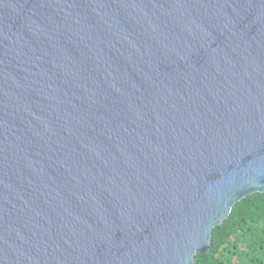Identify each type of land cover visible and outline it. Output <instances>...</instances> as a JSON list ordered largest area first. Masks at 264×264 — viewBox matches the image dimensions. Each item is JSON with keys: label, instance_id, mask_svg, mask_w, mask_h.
<instances>
[{"label": "water", "instance_id": "obj_1", "mask_svg": "<svg viewBox=\"0 0 264 264\" xmlns=\"http://www.w3.org/2000/svg\"><path fill=\"white\" fill-rule=\"evenodd\" d=\"M264 193V0H0V264H196Z\"/></svg>", "mask_w": 264, "mask_h": 264}, {"label": "trees", "instance_id": "obj_2", "mask_svg": "<svg viewBox=\"0 0 264 264\" xmlns=\"http://www.w3.org/2000/svg\"><path fill=\"white\" fill-rule=\"evenodd\" d=\"M196 264H264V193L238 202L230 217L213 232V245Z\"/></svg>", "mask_w": 264, "mask_h": 264}]
</instances>
